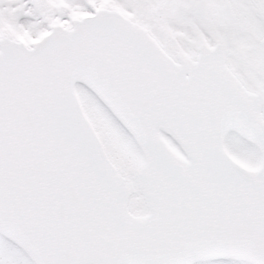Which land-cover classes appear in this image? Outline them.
<instances>
[{
  "label": "snow or ice",
  "instance_id": "1",
  "mask_svg": "<svg viewBox=\"0 0 264 264\" xmlns=\"http://www.w3.org/2000/svg\"><path fill=\"white\" fill-rule=\"evenodd\" d=\"M0 264H264V0H0Z\"/></svg>",
  "mask_w": 264,
  "mask_h": 264
}]
</instances>
